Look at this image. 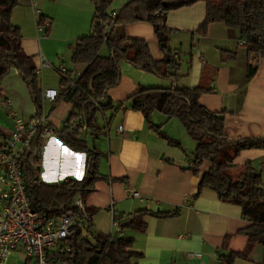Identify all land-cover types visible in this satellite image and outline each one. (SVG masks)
Wrapping results in <instances>:
<instances>
[{"label":"crops","instance_id":"0c3cea01","mask_svg":"<svg viewBox=\"0 0 264 264\" xmlns=\"http://www.w3.org/2000/svg\"><path fill=\"white\" fill-rule=\"evenodd\" d=\"M127 1L112 0L109 11L117 15ZM40 14L49 18L47 32L37 28ZM92 14L91 0H20L12 8L10 20L20 30L22 49L31 57L41 96L45 88H60L59 65L63 64L72 78L81 71L82 66L73 65L71 53L77 36L89 32ZM204 16L203 1L166 13L165 25L170 29L168 45L179 64L175 84L191 87L202 82L212 88L198 100L206 108L224 113L227 137L264 138V60L258 63L251 79L246 80V55L238 43L237 32L230 34L224 23L214 22L202 34L199 27ZM124 31L129 37L145 39L154 59L163 57L151 23L127 22ZM221 50L235 51L236 57L222 60ZM42 59L51 66L38 69ZM119 68V83L107 91L113 106L124 102L139 86L172 85L169 79L138 69L123 59L119 60ZM0 87V96L9 101L8 106H0L1 142L11 133L12 113L28 122L33 119L36 108L13 65L1 78ZM70 110L71 103L65 99L53 102L42 98L41 112L55 128L63 126ZM151 119L179 144H170L149 129L141 112L129 107L98 112L95 124L100 133L96 137L88 130L80 134L96 152L98 177L84 201L86 207L95 208L91 216L92 231L112 234L116 232L114 216L141 208L177 211L166 218L146 214L143 216L145 230L125 231L133 236L131 248L141 253L135 261L138 264H219V253L240 251L246 245L247 237L238 232L248 223L241 207L219 200L210 188L198 191L199 175L186 168L191 162L194 141L188 142L179 120L166 119L161 113H153ZM84 134L90 136V143ZM37 154L40 157L37 175L43 182L59 184L67 179H80L86 172V153L70 148L55 134L42 139ZM245 162L264 179V148L244 149L233 158L237 166ZM208 165L203 163L201 171ZM227 234L230 237L222 248ZM262 260L264 246L255 244L246 259L237 258L233 264H262Z\"/></svg>","mask_w":264,"mask_h":264},{"label":"trees","instance_id":"16d2710c","mask_svg":"<svg viewBox=\"0 0 264 264\" xmlns=\"http://www.w3.org/2000/svg\"><path fill=\"white\" fill-rule=\"evenodd\" d=\"M19 1L0 0V82L13 65L28 88L36 108L35 118L41 114V89L31 57L22 49L20 30L10 20L11 10ZM198 1L205 4V16L199 31L203 34L207 25L214 22L224 23L230 34L236 31L238 40H244L239 45L245 50L246 80L255 74L258 63L264 60V0H129L114 18L110 17L109 11L112 0H91L93 14L90 30L77 36L71 53L73 65L82 66V69L75 78L71 77L69 70L64 74L59 72L61 86L53 100H67L71 103V110L61 128L49 124L61 142L86 153L87 169L80 179H67L59 184L43 182L37 175L40 164L37 150L43 139L42 128L39 127L20 158L26 196L37 214L45 218L56 217L63 210L73 208V199L77 195L84 203L98 176L96 152L87 146L80 134L88 130L96 137L100 133L101 129L95 124L98 112L129 107L141 112L146 126L173 145H178V141L169 138L151 117L153 113H161L166 119L179 120L194 141L191 162L186 168L199 175L198 191L203 187L210 188L219 200L241 207V214L248 223L238 232L247 237L246 245L240 251L219 253L218 263L233 264L237 258L246 259L255 244L264 246V179L249 162L241 166L233 163V158L241 150L264 148V138L227 137L224 113L210 110L198 100L202 93L212 88L202 82L191 87L175 84L179 64L168 45L170 29L165 25V16L170 10ZM45 19L49 18L40 14L37 23L42 24ZM132 21H147L153 25L163 57L154 59L145 39L125 34V24ZM48 29L49 26L45 32ZM103 46L106 47V55L100 52ZM235 57V51L221 50L222 60ZM121 59L138 69L169 79L172 85L139 86L124 102L113 106L107 91L119 83ZM205 162L209 165L201 171ZM85 209L91 215L95 211V208L86 206ZM176 213L141 208L114 216L115 241H112V234L92 231L91 220L87 224H76L66 238L69 249L59 253L57 258L68 264H138L135 260L141 253L131 248L133 236L125 231L145 230L143 216L146 214L166 218ZM84 231H89L92 238L86 237ZM229 237L228 234L224 236L222 248L226 247Z\"/></svg>","mask_w":264,"mask_h":264},{"label":"built area","instance_id":"2783aa9c","mask_svg":"<svg viewBox=\"0 0 264 264\" xmlns=\"http://www.w3.org/2000/svg\"><path fill=\"white\" fill-rule=\"evenodd\" d=\"M115 16V12H110L111 18ZM49 24L50 21L45 19L37 28L45 32ZM243 42V39L238 40L239 44ZM50 66L47 60L42 59L38 69ZM58 71L64 74L65 66L59 65ZM57 94L56 88L42 90L44 100L53 101ZM8 105L9 101L0 96V106ZM12 115L11 133L0 142V264H6L7 258L17 250L23 254V264H68L59 260L57 255L69 249L66 238L73 226L87 224L92 215L86 211L79 195L73 199L72 209L63 210L53 218L40 216L31 208L25 192L20 158L39 127L42 128L43 138L51 136L53 131L44 112L28 122ZM121 129L119 126L118 130ZM131 193L137 195L135 191Z\"/></svg>","mask_w":264,"mask_h":264},{"label":"rangeland","instance_id":"374dc122","mask_svg":"<svg viewBox=\"0 0 264 264\" xmlns=\"http://www.w3.org/2000/svg\"><path fill=\"white\" fill-rule=\"evenodd\" d=\"M100 50H102L101 52L102 55H106L107 54V50L106 47L103 46ZM66 62V61H65ZM67 64H71L70 62H67ZM54 76H56V74H54ZM84 137H86L87 142L90 143V136H87L84 134ZM186 138L188 139V142H193L192 139L189 137V135H186ZM91 230H94L93 227L90 228ZM84 235L88 238H92L91 234L89 231H84ZM6 264H23V254L21 251H14L8 258H7V262Z\"/></svg>","mask_w":264,"mask_h":264},{"label":"water","instance_id":"95a60500","mask_svg":"<svg viewBox=\"0 0 264 264\" xmlns=\"http://www.w3.org/2000/svg\"><path fill=\"white\" fill-rule=\"evenodd\" d=\"M111 237H112V241H115L117 239V233L113 232Z\"/></svg>","mask_w":264,"mask_h":264}]
</instances>
